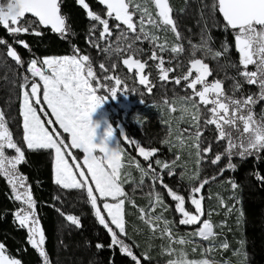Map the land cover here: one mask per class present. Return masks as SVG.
<instances>
[{
    "label": "snow or ice",
    "instance_id": "1",
    "mask_svg": "<svg viewBox=\"0 0 264 264\" xmlns=\"http://www.w3.org/2000/svg\"><path fill=\"white\" fill-rule=\"evenodd\" d=\"M76 2L86 11L87 18L96 22L89 28L86 43L96 48L98 52L105 53L109 58L124 57L127 54L126 58H122L123 65L126 66L128 73H133L135 70V77L140 85L145 86L148 94L152 93L154 85L150 82L149 74H145L149 64L148 60L139 58L144 50L136 47L137 42L147 41L152 46L149 60L158 61L155 67L159 70L160 81L168 82L170 73L176 71V68H183L182 64H177L172 68L164 67L166 61L161 55L170 51L175 59L176 54L184 51L182 44L176 43L169 48L167 41L161 43V38L156 35V32L170 30L175 34L177 41L182 39L169 0H143V2L139 0H98L99 4L106 8L103 15L92 11L86 0H76ZM2 4L3 0H0V5ZM211 8L213 13L218 11L222 16L224 29H230L233 32L235 48L239 53V65L243 68V71L238 70L239 76L243 83L257 86L259 93L244 96L241 81L234 78L233 94L229 96L223 89L222 81L208 82L207 78L212 73L209 65L199 58H191L186 73L175 78L176 85H180L183 80L187 82L186 88L191 90V95L178 97L182 102V111H187L183 105H190L193 110L191 119L188 121L190 126L184 129L177 128V131L180 133V146H185V140H191L192 143L187 146L195 149L198 169L196 175L192 177L193 180H199V166L205 162L207 154L213 150V143L204 136L205 131L213 132L211 140L216 144L225 142L223 151L210 159L212 165H218L224 158L228 160L225 167L219 168L218 176H222L228 170L235 171L236 165L233 163V157L244 160L255 156L259 159L260 154L264 153V114L257 119L253 112V107L259 101L264 100V0H212ZM28 14L34 19L21 23ZM110 20L117 22L114 28L120 33L115 45L109 40L113 35ZM97 25L102 26V29H98ZM0 26L11 36L18 34L41 36L42 32L39 30L41 27H50L53 33L59 34L62 38L71 34L70 25L66 23V17L61 14L59 0H7L6 7L0 6ZM149 26L155 31H151ZM96 31H99L98 39L95 37ZM129 33L134 36L129 37ZM100 41L109 42L102 47ZM209 41L210 37L206 38L202 34L201 44L193 45V49L202 48L206 55L211 54L213 58H220L229 51L230 45L227 41L222 45V51H213L208 46ZM17 43L25 49L30 47L23 40H18ZM3 45H7V57L23 67L24 61L18 52L11 44H8L7 40L0 38V46ZM73 49V55L45 57L42 61L33 58L27 64L26 74H21L19 115L22 117L23 142L28 150H52L54 153L53 182L63 189L86 191V202L90 204L96 222L107 231L110 237L107 247L113 250L119 248L121 254L129 257L134 264H142L131 246L122 239L127 236L124 209L125 201L129 199L121 180L124 150L119 139L115 141L114 147H109V142L113 140L114 130L107 120L101 123L100 120L91 119L92 115L108 99L98 95V92L107 90L111 93L110 98L115 99L117 95H120L118 89L123 88L124 94H127V82L116 74V63L111 64L110 73L108 66L101 62L99 64L101 74H98L92 58L81 54L76 46H73ZM250 65L254 66L255 70L249 71ZM232 66L237 67L235 64ZM193 73H195L194 76ZM37 77L38 81L35 79ZM236 93L241 94L237 96ZM140 102L143 103V99ZM165 103L167 104V98H165ZM36 105L41 106L39 112L43 113L44 118L38 114ZM43 105H47V109ZM48 110L55 118L54 120L48 118ZM171 111H176V109L172 107ZM46 124L51 126V130ZM55 125H58L62 132ZM209 126H214V129ZM171 131L170 127V134ZM120 132L123 135V131ZM63 134H67L71 149H78L84 154L82 164L71 151H68L69 144L66 143ZM124 138L128 143L135 144L139 156L148 162L147 169L141 168L139 163L136 164L142 172V177L151 174L152 181L159 183L166 190L171 201L175 202V213L181 217L179 224L199 223L204 215V209L203 197L198 198L197 194L202 192L210 179L215 180L217 176L205 178L198 184L190 186L187 199L195 209L194 213L190 212L186 208L185 196L164 183L161 175L164 171H167L170 177L175 175L174 169L178 166L180 155H176L175 159L170 162L156 159V167H154L150 157H154L158 149H146L137 141L128 140L126 136ZM165 143L171 144V141L166 140ZM6 150H14L15 155H6ZM66 156L72 157L71 163ZM22 162H26L25 153L14 140L12 132L6 125L5 114L0 110V175L7 178L11 186L10 199L21 205L12 213L14 222L18 228L26 230L27 243L37 251L42 258V264H50L45 249L46 236L36 213V202L31 186L27 183V177L18 171V166ZM157 167L160 172L156 171ZM84 168L87 169V174ZM255 176L264 184V176H261L259 172ZM143 183L142 178L139 184H134L133 191L141 188ZM230 183L233 189L237 187L235 182L230 181ZM93 184L95 188L91 186ZM96 193L99 195L97 196ZM153 195L155 201L151 212L155 211L156 206L167 210L168 206L164 203L163 195L155 190H153ZM108 198H111V202ZM101 199L103 200L102 207L98 204ZM221 203L223 205V202ZM57 211L62 216L65 215L60 209ZM140 212L142 219L147 217L145 222L151 226L154 233L159 229L162 236L167 235L169 239L172 238L171 222L164 220L162 215L153 217L144 209H140ZM65 219L77 228L82 227L78 216L66 215ZM161 220H163L162 229L158 223ZM194 234L204 241L215 240L217 235L213 232V225L209 220H204L202 226ZM178 242L183 244L186 241L181 239ZM95 247L97 251H100L105 248V245L98 242ZM221 247L227 249L229 245L223 243ZM144 259L149 260L150 257L145 255ZM0 264H22V262L6 254L5 245L0 243ZM169 264H174V262L169 261ZM181 264H186V262L181 261ZM199 264H210V262L205 259Z\"/></svg>",
    "mask_w": 264,
    "mask_h": 264
},
{
    "label": "trees",
    "instance_id": "2",
    "mask_svg": "<svg viewBox=\"0 0 264 264\" xmlns=\"http://www.w3.org/2000/svg\"><path fill=\"white\" fill-rule=\"evenodd\" d=\"M59 2L61 14L66 17V23L70 25L71 29V34L66 38L53 33L50 27H41L39 29L42 32L41 36L33 34L11 36L0 26V38L7 40L24 61L23 67L18 66L15 61L7 57V45L0 46V65L2 66L0 69V110L5 114L6 125L14 139L21 145L25 153L26 162H22L18 169L21 174L27 177V183L31 186L36 202V212L46 236L45 249L50 264H111V262L134 264L129 257L121 254L119 248L113 250L107 247L110 237L107 231L96 222L91 206L86 202V192L81 189H63L53 182L54 157L52 151L28 150L23 147L21 141L22 125L19 115L21 89L19 85L22 83L21 74H26L28 62L33 58L41 61L44 57L73 55V46H76L81 54H86L90 50V46L86 43V37L91 21L87 18L86 11L77 4L76 0H59ZM86 2L94 12L104 9L98 0H86ZM169 3L178 15L176 17L175 14L176 23L182 41L185 42V44H181L186 45L189 42V37H192V41H198L201 38L200 34H203L205 37H210L212 47L222 51V45L227 41L230 45L229 51L218 58L217 62L219 77L222 78L226 73L236 75L239 69H243L239 65V53L235 48V42L230 36L233 33L224 29V22L217 11L213 13L210 10L212 11L210 14L209 10L205 8L208 7V4L203 6L202 0H169ZM18 40L25 41L30 46L29 49H25L17 43ZM233 64L237 67H233ZM208 65L210 67V64ZM250 67L253 68L252 65ZM245 88H249V86L245 85ZM36 107L38 113L43 117V113L39 112L41 106L36 105ZM112 112L114 115H118L113 110ZM9 114L11 117L8 118ZM112 123L115 125L116 121L113 120ZM124 125L128 130L127 136L133 139V134L142 140L141 143L151 141L158 146L159 141L163 138V126L153 115L147 117V121L143 122L141 129L126 122ZM133 130L134 132H131ZM68 151L73 153L70 147ZM79 156L81 155L79 154ZM66 157L69 162L72 161V157ZM236 160L235 171H225L218 178L228 175L229 180L222 181V184H226L225 188H228L227 184L230 181L237 184L236 196L229 198L228 190L223 194L229 201L239 198L242 223L238 233L239 238L244 242V264H264V184L255 176L257 172L264 176V153L260 154L259 159L253 156L244 160L239 158ZM183 179L187 181L185 178ZM164 180L167 181L168 178H164ZM214 181H210L208 184L213 185ZM176 183L180 186L184 185L181 180H177ZM207 185L206 187L209 186ZM215 189H219L218 185ZM11 195V186L8 184L7 178L0 175V243L5 245L7 254L12 258L19 259L22 264H42L37 251L27 243L26 230L18 228L14 222L12 213L21 205L10 199ZM55 197H59V199H55ZM141 207L136 200L133 204L129 200L125 201L126 232L127 236L132 238L137 254L139 256L148 254L150 260L155 264L156 261L159 262V256L156 255L157 250L163 246V243L159 242L158 237L149 236L147 226L140 220ZM57 209H60L65 215L62 216ZM66 215L78 216L82 227L77 228L71 225L65 219ZM213 217L218 218L216 215ZM232 220V218H228L229 223ZM228 227L229 225H227ZM233 233V231L232 234L225 232L226 236H223L229 239L232 248L236 243L232 237ZM235 236L238 237L237 234ZM98 242L105 245L103 250L97 251L95 245Z\"/></svg>",
    "mask_w": 264,
    "mask_h": 264
},
{
    "label": "rangeland",
    "instance_id": "3",
    "mask_svg": "<svg viewBox=\"0 0 264 264\" xmlns=\"http://www.w3.org/2000/svg\"><path fill=\"white\" fill-rule=\"evenodd\" d=\"M188 1V0H187ZM139 2H143V0H139ZM202 5L205 6L208 4L206 10H209V13L212 12L211 5L212 0H202ZM209 2V3H208ZM7 0H3V4L0 6L6 7ZM152 7L151 5H149ZM106 12V8L100 11L99 13L103 15ZM211 14V13H210ZM26 17L25 20L21 23H27L34 18ZM178 15L176 14V17ZM138 18V17H137ZM177 22V20H175ZM96 22L91 21V25L95 24ZM117 23L113 20H110V27L112 28L113 35L109 38V40L115 45L117 40V36L120 35L119 31L114 28V24ZM91 27V26H90ZM124 28L123 25H121ZM98 29H102V26L97 25ZM151 31H155V29H151ZM139 31V28H137ZM161 39L160 42L163 43L167 41L169 48L174 44L178 43L172 36L169 31H159L156 32ZM134 34L129 33V37H133ZM200 36H202L200 34ZM95 37L98 39L99 31H96ZM207 38V37H206ZM190 39V40H189ZM188 41L191 43H186V45H182L184 51L182 53L176 54V58L173 59V54L170 51H166L161 55L165 58V65L166 68L176 67L177 64H182L183 68H176V71L169 74L170 78L168 82H162L159 80V70L155 67L158 61H151L149 57L151 56L152 46L147 42L144 41L143 43L137 42L136 47L143 49V53L140 54L139 58L142 60H148L149 67L146 68L145 74H149V79L153 87V91L151 94H148L147 89L145 86L139 84L138 79L135 77V70L133 73H128L126 66L122 63V58L124 57H117L112 56L108 57L103 52H98L96 48L90 47V50L86 52L85 55H89L92 58L94 67L98 74H101V70L99 68V64L104 62L108 68L109 72L111 73V64L116 63L117 68L115 70L116 74L120 75L124 78L127 82L128 92L125 95L123 88L118 89L120 95H117L115 99H111V93L107 90H101L98 92V95L105 96L108 99L102 104V106L94 113L91 117L93 121L100 120L103 123L104 120H107L108 124L113 128V140L109 142V147L115 146V141L119 139L120 145L122 147L123 154H122V164L124 167L122 168V176L121 180L123 182V188L128 196V200H131V204L136 202L139 203L141 209H144L146 212H150L151 216L162 215L164 220L171 222L170 227L173 233L171 239L167 235H161L160 230L158 229L155 233L153 232L151 226L145 222L147 217L141 218L140 220L143 221V224L147 226V230L149 236H157L160 235L159 242L163 243V246L157 250V254L159 259L155 264H169V261H173L174 264H181V261L186 262V264H199L200 261L207 259L210 264H244L245 263V255L243 252L244 242L241 238H239V233L241 223H242V211L239 204V198H235L233 201H229L227 196L223 194L228 190L230 195L229 198L236 196L235 193L237 191V187L235 189L232 188L231 183L228 182V188H225L226 184H222V181H228V175L226 177L218 178V170L219 168L225 167L228 163L227 158L222 159V161L218 165H212L210 163V159L214 158L215 155L219 152H222L224 149V143L221 142L220 144H216L214 141L211 140L213 136L212 131H205L204 136L208 139L209 142L213 143V150L211 153L207 154L205 158V162L199 166V180H193L192 177L197 173V157L195 154V149L190 148L187 145L191 144V140H185V146L181 147L179 140H180V133L177 131V128L184 129L189 128V122L191 116L193 114V110L191 109L190 105H183L187 111H182V102L178 99V97L191 95V90L186 88L185 81H181L180 85L175 84V78L178 76L183 75L186 73L187 68L189 67V60L191 58H199L202 59L205 63L210 64V71L211 75L207 78L208 82L211 83L215 80H220L223 82V89L224 91L231 96L233 94L232 88L235 80H240L242 83V94L244 96L259 93L258 87L255 85H248L243 83L242 78L239 76L237 71L235 74L226 73L222 78L219 77L218 71V58H213V55L205 53V50L202 48H198L196 50L193 49V45L199 46L201 44V38L198 41H192V37H189ZM109 41H100L101 46H105ZM213 51H218L214 47L211 46L210 41L208 45ZM194 54V55H193ZM56 57V56H51ZM45 58V57H44ZM42 61V60H41ZM168 61H171L170 63ZM30 62V61H29ZM28 62V63H29ZM251 66V65H250ZM2 66L0 65V69ZM241 68V67H240ZM249 70V68H248ZM239 71H243V69H239ZM30 76V74H28ZM195 73H193V76ZM38 81V77L35 78ZM112 83V82H109ZM245 85H248L249 88H245ZM30 87V85H29ZM197 88L199 89L200 86L198 85ZM21 93V90H20ZM241 93H236L239 96ZM21 98V96H20ZM165 98H167V104L165 103ZM141 99H143V103H141ZM198 100V98H197ZM45 109H47V105H43ZM174 107L176 111H171V108ZM203 107V106H201ZM38 109V108H37ZM114 113H118V115H114ZM253 112L255 113V117L259 119L262 114H264V100L259 101L254 107ZM39 114V113H38ZM154 116L156 120L163 126V138L159 141L158 146L154 145L151 141L141 143L142 140L132 134L135 141H137L141 146L145 147L146 149L156 148L159 151L155 154L154 157H150V161L155 166V160L160 159L161 161H172L175 159L176 155H180L181 159L177 162L178 166L175 167V175L168 176L167 171L161 173L162 178H168L167 181L164 180V183L168 184L174 190H177L180 194L184 195L186 198V208L190 212H195L194 207L191 205L190 201H188L189 189L190 186L193 184H198L199 181L204 180L205 178H211L212 176H217V180L214 181L213 185L208 184L206 187L202 189L200 194H197V197H203L202 205L204 209V215L201 217V221L194 225H180L179 219L181 218L179 214L175 213V202L171 201V199L167 196L166 190H164L159 183H154L151 179V174L148 176L142 177V172L140 168H137L136 164L139 163L141 168L147 169L148 162L144 161L142 157L139 156L138 151L136 149L135 144H130L125 140V136L128 140H133L131 137L127 136L128 130L125 128L124 123L134 124L138 129L142 128L143 122L147 121V117ZM11 117V114L8 115V118ZM44 118V117H42ZM48 118L54 120L55 118L51 116L50 110H48ZM116 121L115 125L112 121ZM21 125H22V117H21ZM46 126H48L46 124ZM51 130V126H48ZM55 127L59 129L58 125ZM171 127V134L169 133V128ZM210 128L214 129V126H209ZM120 131H123V135ZM131 132H134L131 131ZM66 143L69 144L70 141L67 139V134H63ZM22 137H23V130H22ZM21 137V138H22ZM137 138V139H136ZM16 140V139H14ZM166 140L171 141V144L165 143ZM23 147L27 148L26 144L23 142V138L21 139ZM17 142V140H16ZM18 143V142H17ZM19 144V143H18ZM20 145V144H19ZM21 146V145H20ZM207 146V144H205ZM74 155L78 158L79 162L82 164L84 154L82 151L78 149H71ZM23 151V148H22ZM52 151V150H51ZM53 153V152H52ZM191 153V154H190ZM79 154L81 156H79ZM99 154V153H97ZM6 155L12 156L15 155L14 150H6ZM54 157V153H53ZM67 158V157H66ZM239 157H233V163L236 165V159ZM240 159V158H239ZM54 160V159H53ZM71 163V162H70ZM19 168V166H18ZM87 174V169H83ZM189 170H191L189 172ZM19 171V169H18ZM75 171V168H74ZM157 172H160V169L156 168ZM231 172V171H229ZM20 173V171H19ZM77 176L79 175L78 172L76 173ZM182 174L183 178L182 180ZM143 178L144 183L141 188H137L133 191L134 184H139L141 179ZM172 178V179H171ZM225 178V179H224ZM224 179V180H223ZM90 180V177H89ZM177 180H181L184 185L180 186L176 183ZM53 181H54V174H53ZM127 181V182H124ZM186 183H185V182ZM215 185V186H214ZM219 187L218 190L215 187ZM95 188V185H91ZM153 190L160 192L164 197V203L167 205V210L163 207L156 206L155 211L151 212L152 204L155 201V197L153 195ZM86 192V191H85ZM187 193V194H185ZM98 196L99 194L96 193ZM207 198V199H206ZM206 199V203H205ZM109 202H111V198H108ZM223 202V205L222 203ZM98 204L102 207L103 200H99ZM93 212V210H92ZM37 213V212H36ZM106 215V213H105ZM216 215L218 218H214L213 216ZM142 216V214H141ZM228 218H232L233 220L228 221ZM204 220H209V222L213 225V232L216 235L215 240L204 241L198 235L194 233L202 226ZM126 221V220H125ZM155 222V221H154ZM160 228H163V220L158 222ZM227 225L229 227L227 228ZM232 226V227H231ZM114 227V226H113ZM218 227V228H217ZM219 230H217V229ZM233 239L236 241L235 246L232 248L230 246V242L228 238H224L226 236L225 232H230L232 234ZM238 235L235 236V235ZM128 235V234H127ZM124 242L131 246L133 252L139 259H141L142 264H153L152 260H145L144 256L148 254H142L139 256L136 252L135 246L132 242L131 237H122ZM185 240L186 242L181 244L179 240ZM223 243H227L229 247L224 249L221 247ZM211 246V247H210ZM7 254V253H6ZM149 257V256H148ZM41 258V257H40ZM42 261V258H41Z\"/></svg>",
    "mask_w": 264,
    "mask_h": 264
},
{
    "label": "flooded vegetation",
    "instance_id": "4",
    "mask_svg": "<svg viewBox=\"0 0 264 264\" xmlns=\"http://www.w3.org/2000/svg\"><path fill=\"white\" fill-rule=\"evenodd\" d=\"M172 14H173L174 19L176 20V17H175V14H176V13H175V11H173ZM229 30H230V29H229ZM169 32L172 34L173 38L176 40L175 34H173L170 30H169ZM228 32H229V31H228ZM230 32L233 33L232 30H230ZM230 32H229V33H230ZM230 36L232 37V41H234V37H233V35L231 34ZM176 41H177V40H176ZM177 42L180 43V44H181V43L185 44V42H183L182 39H181L180 41H177ZM183 44H182V45H183ZM248 68H249V71H253V70H255V67H254V66H253V68L250 67V66H249ZM250 68H251V69H250ZM258 91H259V89H258Z\"/></svg>",
    "mask_w": 264,
    "mask_h": 264
},
{
    "label": "water",
    "instance_id": "5",
    "mask_svg": "<svg viewBox=\"0 0 264 264\" xmlns=\"http://www.w3.org/2000/svg\"><path fill=\"white\" fill-rule=\"evenodd\" d=\"M217 13H218V11H217ZM218 15H219V17L221 18V20L223 21V19H222V16H220V14L218 13Z\"/></svg>",
    "mask_w": 264,
    "mask_h": 264
},
{
    "label": "crops",
    "instance_id": "6",
    "mask_svg": "<svg viewBox=\"0 0 264 264\" xmlns=\"http://www.w3.org/2000/svg\"><path fill=\"white\" fill-rule=\"evenodd\" d=\"M156 237L160 238L161 236L160 235H157Z\"/></svg>",
    "mask_w": 264,
    "mask_h": 264
}]
</instances>
